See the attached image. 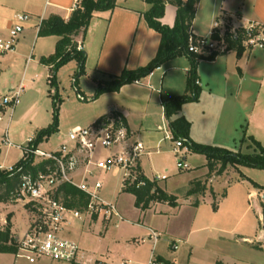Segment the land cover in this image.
Wrapping results in <instances>:
<instances>
[{"label": "crops", "instance_id": "obj_1", "mask_svg": "<svg viewBox=\"0 0 264 264\" xmlns=\"http://www.w3.org/2000/svg\"><path fill=\"white\" fill-rule=\"evenodd\" d=\"M150 7L151 5L146 0H117V6L112 12L106 11L95 14L85 37H82L81 34L75 37L78 47H81L80 50L86 53L85 73L78 80L82 77H88L92 78L95 83L94 90L88 92L89 99L93 98L99 83L109 81L112 76L120 75L125 69L134 70L144 66L156 56L161 35L149 26L145 18V13ZM74 9V0H0V39L8 38L9 30L15 23L16 14L26 12L31 16L30 21L25 24L24 31L20 35L14 50L0 54V66H3L4 62L8 64L1 71L15 69L22 65L24 67L21 80L10 82L6 92L9 93L20 85H23L25 90L27 87L25 84L26 75L29 69L41 67L48 78L52 65L42 63L41 58L49 57L56 52L59 36H39L40 23L52 14H58L68 19ZM222 15L227 16L235 25L249 21H258L264 24V0H200L193 21L192 32L197 37L210 35L214 21ZM176 16V6L168 4L162 22L172 27L176 22ZM65 66H70L71 73L75 77L79 69L78 62L71 60ZM190 68L191 57L183 54L164 62L146 78L126 84L119 91L106 92L96 99L93 98L91 100L93 107L89 116L83 117L84 127L92 125L100 117L119 115L125 120L133 139L139 141L144 147L145 153L141 159L143 174L149 179H154L158 174L167 173L165 171L163 173L154 172L150 155L161 153L163 145H166L165 147L169 152L174 153L175 140L170 129V120L165 115L164 101L186 93ZM197 81L200 88L199 97L184 103L179 113L190 121V138L194 142L222 147L235 152L237 150L250 152L252 149L249 147L251 142L247 141L242 144L241 141L244 136H253L264 145V50L244 46L237 50L233 47L213 59L201 58L197 63ZM76 90L78 97L79 94L84 97L82 102H86L87 97L82 85H77ZM12 109L14 111L15 108ZM74 123L71 128L82 125L80 122ZM69 148L73 154L78 155L81 161V167L74 175L78 182L82 180L87 167L93 172V178L104 173L98 171L93 165L87 166L89 157L80 152L76 144L70 143ZM107 153L108 151L104 149H98L92 153L91 160L97 161ZM188 154H196L201 162L196 168L190 166L188 173L181 171L177 182L181 181L184 186L196 177L208 173L205 155L192 151H189ZM14 164L7 165L5 160H0V165L5 167ZM236 170L240 172L239 176L236 179L232 177L229 183L232 181V184H244L247 175L242 172L241 167ZM186 174L191 175L187 176ZM167 175L170 177L168 173ZM109 176L115 182L116 191L113 195L104 196V199L114 202L120 212L122 211L123 196L131 197L133 208H135L134 214L137 215L138 219L134 225L137 226V230L142 235L143 244L148 243L152 248L146 264L150 262L152 256L159 264H194L195 241L193 234L201 228L191 229L194 224L198 223V219L200 221L204 218V212L200 208V203L205 201L204 197L200 201H193L190 196L187 200L188 204L193 206V225L184 233L185 231H181L178 226L170 224L179 212L176 213V210L170 209L166 202H155L150 208L142 210L135 205V195L123 191L121 174L112 172ZM226 176L231 178L230 175L225 174L222 179ZM163 181H158L159 186L168 193L174 194L173 191L177 186L162 183ZM207 192L206 188L203 193L197 195H206ZM214 192L216 191L214 190ZM223 193L225 196H220V203L228 202L230 198L235 197V206L242 204V198L245 195L234 194L231 184L229 187H225ZM263 193L262 190L258 191L257 189L256 191L255 189L252 192H247L246 198L250 199L254 194L260 197L264 195ZM182 204L185 203L178 201L176 207H180ZM16 205L0 202V225L7 223L6 217L9 218L10 215L8 216L6 213H13L12 207ZM219 206L218 204L212 215H208L213 222L218 220ZM7 207L11 209L4 211L3 208ZM11 218L12 233L15 236L18 231L16 227L18 224L16 222L17 213L12 214ZM99 219L103 218L95 215L93 217L85 215L82 219L71 218V222L65 227L64 235L66 237L71 235L72 232L66 229L69 225H74V228L81 230L86 225L87 220L92 224ZM113 219H115L114 224L117 227L120 226L121 223L117 217H113L107 223L109 224ZM123 219L130 222L124 217ZM30 223L29 219L28 227ZM215 229L222 231L217 227ZM151 230L158 233L157 241L151 235ZM235 235L233 242L224 241L222 240L223 237L220 236L219 240L224 243L222 246L227 247L228 244L235 246L238 253L231 255L230 252L223 251V247L219 246L220 250L213 251L208 255L209 262L207 263L228 264L227 259H229L233 260V264H264V229H260L255 235L249 232ZM163 236L167 237L168 244L171 241L178 243L177 249L172 247V243L170 244L171 249L176 250L175 253L178 252L180 244L183 243L188 246L190 253L186 260H184L183 255L178 254L172 258L163 248H160V251L156 253ZM15 238L18 239L19 235L17 234ZM118 241L125 242L127 248L132 246L128 237L118 239ZM254 251L263 254L262 260H255L252 257ZM10 255L13 256L14 254L11 253ZM85 255L86 251L81 247L80 257L84 258ZM44 260L48 259H40L38 263L45 264ZM99 262L100 264L105 262L107 264V261L99 260ZM124 263L126 261L122 262V264Z\"/></svg>", "mask_w": 264, "mask_h": 264}, {"label": "rangeland", "instance_id": "obj_2", "mask_svg": "<svg viewBox=\"0 0 264 264\" xmlns=\"http://www.w3.org/2000/svg\"><path fill=\"white\" fill-rule=\"evenodd\" d=\"M78 50H80L79 47ZM7 65L4 62L3 66H0V96L8 93L6 92L8 84L10 82H19L23 74V65L15 69H8V71H1ZM75 79L76 77H73L70 66L63 65L57 71L56 83L52 82L49 76L48 78L45 76L43 68L29 69L26 75L27 81L25 82L27 87L21 95L20 104L15 107L14 111L11 107L0 110V160H5L7 165L16 163L24 157L25 149L32 145L31 141H37V148L41 150L49 152L54 151V149L57 150L64 142L68 141L70 129L85 126L83 117L89 116L93 107L91 100L95 97L94 94L93 98L89 99L90 95L88 92L94 90L95 83L92 78L88 77L80 78L77 83H74ZM77 85H82V88L85 89L86 102H82L83 100L79 99L76 90ZM55 106L58 108V118ZM74 122H80L82 125L71 128L75 124ZM54 126H57V128L43 134L44 130L51 129ZM165 146H162L161 153L150 155V159L154 165V172H167L170 177L162 183H167L168 185L175 184L177 187L173 191L174 194L162 189L174 196L180 203H185L180 207H174L166 203L170 209L176 210V213L179 212L170 224L178 226L181 231H185L184 233H186V230L193 225V206L189 205L187 200L191 196L193 201H200L202 197L206 201L200 203L201 211L204 212V218L200 221L198 219V223L194 224L191 229L196 230L195 228H201L193 234L195 241L194 264H208V255L213 251L220 250L219 246L224 245V243L220 242V237H223L222 240L224 241L233 242L237 233L249 232L255 235L260 229H264V195L259 197L254 194L250 199L246 198L247 192H252L255 189L256 191L258 189V191L262 190L264 192V189L255 186V184H258L264 187V169L242 166V172L247 175V178L244 180L245 183L232 184V181L229 183L230 179L232 177L236 179L240 172L230 164L223 168H221V164H218L215 171L209 172L208 168L207 174L196 177L184 186V183L181 181L177 182L179 174L181 171L188 173L187 171L190 166L196 168L201 160L196 154H188L186 163L189 168L180 170L177 167V159L179 157L175 153L169 152ZM27 155L29 154L27 153ZM40 159V157H37L36 162H39ZM111 173H103L96 176L97 179L103 181V188L100 192L103 198L109 194L113 195L116 191L115 182L109 176ZM225 174L230 175L231 178L226 176L222 179V176H225ZM186 175L190 176L191 174ZM196 183H200L201 186L206 185L208 190L206 195H197L199 192H193ZM229 184L233 187L234 194H245L241 205L236 204L235 206V197L230 198L228 202L220 203V196L224 192L225 187H229ZM123 197L122 211L120 213L124 218L130 220V222L118 218L121 224L117 227L114 224L115 219L109 224L103 219L94 221L92 224L87 220L86 225L81 230L74 228V225H69L66 229L72 233L68 238L78 243L80 241V245L86 251V255L84 258L80 257L76 262L48 259L44 260L45 264H100L99 260L107 261V264H122L123 261H126L124 264H146L152 249L151 245L148 243L143 244L142 235L137 230V226L134 225L138 219L137 215L134 214L135 208H133L134 205L131 197ZM214 203L220 205L217 222L209 219L210 214L212 215L213 211L216 210L214 209ZM13 204H17L15 207H12L14 212L10 214L5 212L8 216L10 215L6 219L11 220V215L17 213L16 222L18 224L16 227L18 231L15 236L18 234L19 238H21L29 228V219L32 222L35 216L33 204L25 196H20L18 199L9 202V205ZM9 209L11 208H3L4 211ZM232 210L233 212H231ZM216 227L222 231H216ZM124 228L126 229L123 230ZM125 237L130 239L129 243L132 245L130 248L126 247L125 242L118 241V239ZM16 240L18 242V239ZM168 242L167 237L163 236L156 253L160 251V248H163L172 258L178 254L180 256L183 255L184 260H186L190 253L188 246L183 243L180 244L178 252L175 253L176 250L171 249L170 246L172 241L169 244ZM222 247L223 251L230 252L231 255L238 253L235 246L228 244L227 247ZM248 252L250 251L248 250ZM10 254L0 253V264H40L38 263L39 260L36 263H30L26 259H18L16 261L15 256ZM252 257L255 260H262L263 254L254 251L252 252ZM227 262L228 264L234 263L233 260L229 259H227Z\"/></svg>", "mask_w": 264, "mask_h": 264}, {"label": "built area", "instance_id": "obj_3", "mask_svg": "<svg viewBox=\"0 0 264 264\" xmlns=\"http://www.w3.org/2000/svg\"><path fill=\"white\" fill-rule=\"evenodd\" d=\"M81 0H74L76 9ZM29 13L20 12L15 16V23L9 30L7 39H0V54L11 52L18 43L19 37L24 31L25 24L30 21ZM232 40L247 48L264 50V24L258 21L235 25L227 16L218 17L213 25L210 35L197 37L192 32L189 39L188 52L196 54L200 58L211 59L219 54L230 50ZM81 49V47H79ZM198 83V81H197ZM24 86L20 85L8 94L0 96V110L17 107L21 102ZM79 98L84 97L79 94ZM74 143L79 151L87 154L89 160L87 166L93 165L97 170L104 173L118 172L121 174L123 188L145 185L141 179V159L145 153L143 145L133 139L127 125L120 119L112 116L101 118L99 121L86 127L72 129L68 133V141L63 143L59 149L46 152L39 148L27 147L25 154L40 157L42 160H54L58 164L57 169L48 168L41 171L37 176L24 175L19 187L20 196L28 198L33 204L35 216L29 228L18 238V249L14 254L16 261L26 259L30 263H36L40 259H51L55 261L76 262L80 258V244L64 235L67 224L73 219H82L83 216H98L105 221L113 217L123 219L117 205L106 201L101 197L103 182L101 179L93 178V172L86 169L81 181L75 179L76 172L81 167L78 155L70 151L69 144ZM98 149H104L108 153L98 159L91 160V155ZM190 147L185 140H175L174 153L179 157L177 167L180 170L189 168L186 163ZM0 169L13 171L14 166ZM167 173L158 174L152 181L166 180ZM69 183L81 190L88 198L84 209L68 207L57 195L60 186ZM151 235L157 241L159 235L151 230ZM174 249L178 243H172ZM148 264H159L152 256Z\"/></svg>", "mask_w": 264, "mask_h": 264}, {"label": "trees", "instance_id": "obj_4", "mask_svg": "<svg viewBox=\"0 0 264 264\" xmlns=\"http://www.w3.org/2000/svg\"><path fill=\"white\" fill-rule=\"evenodd\" d=\"M150 5V9L145 13V18L149 26L160 33L161 41L156 56L146 65L134 70L125 69L120 75L112 76L109 81L99 83L95 93V99L106 92L119 91L122 86L139 81L149 76L156 68L160 67L164 62L174 59L180 55L186 54L191 57V68L188 74L187 91L183 95L174 96L164 101V110L166 117L170 120V129L173 133L174 140L183 139L190 147V151L203 154L207 159V167L209 172L216 170L218 164L221 168L231 165L238 169L244 167H254L264 169V145L253 136H244L242 144L250 141V152L231 151L226 148L205 145L194 142L190 138V121L182 115H179L184 103L197 99L200 94V88L197 83V63L201 59L194 53L188 52L189 39L192 35V25L196 16L197 6L200 0H146ZM174 5L177 8L176 22L174 26H168L162 22L166 6ZM117 6V0H81L76 9L72 12L68 19L58 14H52L48 18L43 19L39 26V36H59L56 52L49 56L41 58V62L52 65L49 78L56 83L57 71L71 60H76L79 69L76 73L78 78L85 73L86 53L78 50V42L75 37L82 35L85 37L92 18L96 13L110 11L112 12ZM231 48L241 49V44L232 40L227 36ZM215 57H212L213 59ZM56 108V116L58 118V108ZM107 116L100 117L101 118ZM116 120H125L119 115L114 114ZM96 121V122H97ZM44 130L48 133L56 129ZM30 147L37 148V141H31ZM24 155L17 163L14 170L0 169V202H10L18 199L19 187L24 175L37 176L39 172L46 171L48 168L57 169L58 164L54 160H42L36 162L35 157ZM243 176V175H242ZM141 179L145 181V185L141 187L130 186L123 188V191L130 192L135 195V205L142 210H146L155 202H166L172 206H178V201L174 196L165 192L158 182L152 181L142 174ZM256 187L264 189L263 186L255 184ZM206 185L196 183L193 192L203 193ZM57 196L70 208L84 209L88 203L87 196L77 187L64 183L60 186ZM225 193L222 194V197ZM218 204L214 203V209ZM18 249V242L12 233V225L10 220L5 225H0V253L15 254ZM176 264V263H170Z\"/></svg>", "mask_w": 264, "mask_h": 264}]
</instances>
